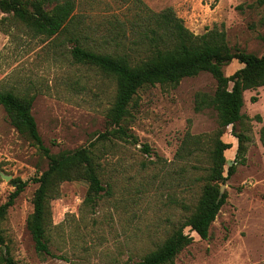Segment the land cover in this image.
I'll list each match as a JSON object with an SVG mask.
<instances>
[{"label": "rangeland", "instance_id": "1", "mask_svg": "<svg viewBox=\"0 0 264 264\" xmlns=\"http://www.w3.org/2000/svg\"><path fill=\"white\" fill-rule=\"evenodd\" d=\"M140 1L156 13L172 8L196 36L215 28L224 32L232 49L256 56L264 51L261 0ZM77 3L76 22L84 36L94 39L114 31L118 21L127 24L140 14L139 8L121 0ZM11 30L12 39L0 32V91L34 96L32 115L50 153L74 151L103 134L114 99L113 80L72 64L70 44L63 35L56 39V48H49L23 28ZM241 68L233 61L223 73L230 77ZM215 90L211 75L201 73L176 86L138 91L124 123L134 140H111L95 148L98 175L108 193L88 204L85 183H64L49 201L46 236L52 256L35 252L26 229L37 188L31 180L47 169L48 162L10 125L0 106V204L14 191L12 180L30 181L0 224L6 242L2 253L8 250L15 264H138L182 225L200 197V180L210 168V152L220 129L214 111L195 112V96H212ZM252 97L257 98L254 104ZM243 99L241 113L249 120L234 131L227 127L220 136L231 145L224 153L225 170L230 165L236 168L222 185L226 203L207 240L190 233L193 241L177 255L175 264H264V142L259 137L264 87L245 92ZM237 134L245 147L238 160Z\"/></svg>", "mask_w": 264, "mask_h": 264}, {"label": "trees", "instance_id": "2", "mask_svg": "<svg viewBox=\"0 0 264 264\" xmlns=\"http://www.w3.org/2000/svg\"><path fill=\"white\" fill-rule=\"evenodd\" d=\"M121 1L139 8L140 14L133 15L127 24L118 21L114 31L94 39L84 36L76 22L77 0H0V32L3 35L12 39L11 28H23L34 37L43 39L49 48H56V39L63 35L64 41L70 44L68 55L72 64L94 69L113 80L114 99L107 113V130L103 134L85 147L51 154L43 145L32 115L34 96L0 91V106L10 125L26 136L48 162L47 169L31 180L37 188L26 229L35 252L52 256L46 236L49 201L57 196L59 186L64 183H85V203L88 204H94L103 193H108L98 175L95 148L99 143L111 140L128 142L133 139L124 123L130 116L138 91L157 85L176 86L182 79L194 78L201 73L210 74L216 82V90L212 96L197 94L194 110L197 113L206 109L214 111L220 130L210 152V168L200 180L203 184L200 197L182 225L138 263L175 264L177 255L193 241L190 233L207 240L211 225L226 203L227 193L221 192V186L235 174L236 168L230 165L225 170L224 153L231 149V145L222 142L220 136L227 127L231 126L234 131L237 124L249 120L241 113L243 94L264 87V51L261 56H256L232 49L224 32L215 28L196 36L184 26L172 8L156 13L140 0ZM261 3L264 4V0ZM261 40L264 45V36ZM233 61L243 67L226 77L223 68ZM250 102L256 103L257 98L252 97ZM255 120L262 122L260 116ZM234 137L238 142V160L245 153L244 138L239 134ZM259 137L263 143L264 126ZM11 184L14 191L5 203L0 204V224L30 181L14 179ZM185 229L189 230L188 234L184 233ZM5 243L0 229V264H15L8 250L2 253Z\"/></svg>", "mask_w": 264, "mask_h": 264}, {"label": "water", "instance_id": "3", "mask_svg": "<svg viewBox=\"0 0 264 264\" xmlns=\"http://www.w3.org/2000/svg\"><path fill=\"white\" fill-rule=\"evenodd\" d=\"M6 179H9V178H6ZM222 187H223V186H221V192H223V191H224V189H223ZM2 248H4V246H3Z\"/></svg>", "mask_w": 264, "mask_h": 264}, {"label": "crops", "instance_id": "4", "mask_svg": "<svg viewBox=\"0 0 264 264\" xmlns=\"http://www.w3.org/2000/svg\"><path fill=\"white\" fill-rule=\"evenodd\" d=\"M243 67V66H242Z\"/></svg>", "mask_w": 264, "mask_h": 264}]
</instances>
